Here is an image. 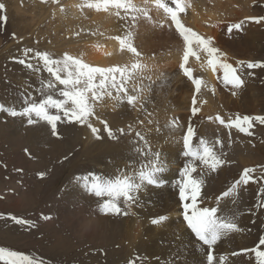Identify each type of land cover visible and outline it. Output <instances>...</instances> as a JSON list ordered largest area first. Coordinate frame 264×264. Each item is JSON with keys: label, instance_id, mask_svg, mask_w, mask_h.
Here are the masks:
<instances>
[{"label": "rangeland", "instance_id": "1", "mask_svg": "<svg viewBox=\"0 0 264 264\" xmlns=\"http://www.w3.org/2000/svg\"><path fill=\"white\" fill-rule=\"evenodd\" d=\"M91 1L87 0V2ZM165 2L174 7L171 0ZM0 3L6 6L4 14L7 16L6 23L0 22V108H12L19 112L32 101L39 103L47 95H51L50 92L55 99H63L59 96V91L64 86L55 81L45 70L43 62L36 53L47 52L53 59H62L67 53L81 59L73 48L72 41L98 30L93 25H87L92 22L90 11L86 15L87 21H82L83 24L86 23L83 25L77 23L78 19H72V15L69 14L70 8L66 6L67 0H0ZM57 3L62 4L61 8ZM85 3L86 0L83 4ZM233 3L236 5L235 11H231L233 15L229 14L226 20L223 19L219 23L221 26L219 44L214 41L215 44L212 46L223 53L221 60L237 69V75L244 81L241 88L226 85L223 82L222 69L215 81L216 90L213 87L209 88L205 84L203 71L196 69L188 60L185 66L192 70L193 78L203 81L201 90L196 92L194 84L180 68L183 60L149 64L140 56V62L147 67L134 73L135 80L128 81V94H136L132 88L133 84L137 85V91L150 86V90L144 93L146 98L142 99V108L139 104L133 108L127 104L126 99H112L117 92L111 88L108 91H111L112 97L105 94L94 102L90 99V103L94 104V115L89 117V122L99 129L101 139H96L86 124L68 123L62 112L59 113L61 121L57 122V137L52 134L51 126L46 121L39 120L34 115L32 119L36 122L29 125L27 117H13L7 111L0 110L2 124L0 128L5 129L0 132V247L21 252L36 261H42V264H129L130 261H134L135 264H181L176 249L199 243L198 238L191 233L186 224L182 229L177 225L183 221L181 217L183 210L178 208L175 213L180 212V216L176 214L173 215L175 218L167 217L169 220L162 224L154 225L151 221L166 215L161 213L162 206L175 203L181 205L178 185L182 177H179V170L191 159L182 156V136L189 123L196 132L193 145L198 146L199 139L203 138L225 160L215 172L209 171L203 176L205 183L201 198L198 200V207H218L219 216L239 212L237 224L244 230L222 238L218 251L221 252L224 248L230 249L227 263L234 264L236 255H231L233 252H239L249 244H251L250 248L259 245V239L264 238V207H261L264 194L259 191L264 187V178H261V169H264V124L254 120L250 129L252 134L247 135L235 128H226L216 120V117H222L227 123L229 118L235 119L237 115L264 116V68H247L248 62L264 63V22L257 24L248 19L264 17V0H248L239 4L238 1H233ZM58 9H61L62 14H58ZM131 15L126 16L124 22L120 21L122 29H127L129 24L127 19ZM164 18L165 23L174 27L166 15ZM179 18H182L181 22H188L183 20V13L179 14ZM234 23H241V28L229 31V27ZM26 49L32 51L26 54ZM190 59L194 61V58ZM20 60H24L25 63H19ZM241 61L244 62L243 65L239 63ZM132 62L134 58L131 54L126 61L121 60L99 67L130 66ZM28 64L32 67H27ZM49 81L55 84V88L46 87ZM12 95L16 97L15 100L12 99L14 98ZM119 95L123 97L124 93L121 92ZM194 97L196 105H200L199 112L195 116L191 112V108L196 106L192 104ZM206 98L207 111L202 112ZM49 112L57 114L55 109H49ZM173 120L179 124L178 128L173 126ZM9 121H13V127L20 130L23 128L19 126L36 127L40 123H45L48 133L62 142L63 151L57 156H51L52 154L47 156L49 161L46 160L44 164L41 158L45 157L44 149L39 141L38 144L33 143V147L28 142L14 145L10 139L12 129L8 126ZM101 121L108 123L116 139L107 136ZM68 125L80 131L78 141L76 140L72 145L67 143L59 128ZM129 127L132 129L131 132L128 131ZM119 128L125 129V133H119L117 131ZM25 131L23 134H26ZM136 132L145 136L148 141L147 146L136 136ZM217 140L220 141L219 144L216 143ZM171 147L173 149H170ZM137 148L141 151L137 152ZM149 149L161 153L166 162V170L159 174L165 183L159 187L147 186L142 189L137 194L139 204L127 208L121 203L120 231L125 234L122 236L124 240L117 237L116 243L107 240L111 246L101 245L102 240H94L95 237H90L89 225L79 218L87 214V209L79 210L76 203H68L69 209L75 211L64 212L67 203L62 194L68 193L73 183L82 181L78 180V177L89 173L115 178L121 172L125 174L138 172L148 163L149 158H144L143 153ZM63 153L65 154L62 156ZM13 155H21L28 164L35 163L33 164L35 167L32 168L34 170L41 168L42 164L46 165L40 171L45 173L44 177L41 179L40 176L37 177L36 174L26 170L27 167H24L25 164L21 159L16 162L14 159L16 157ZM195 164L197 172L193 173V176L198 178L203 166L198 160ZM245 168L256 169L251 173L255 182L239 185L235 193L227 197L223 196V193L239 179ZM30 191L33 193L29 196ZM105 199L107 197L94 195L90 206L98 207ZM85 203L89 204L88 201ZM134 205L138 206L136 212ZM141 209L143 212H140ZM124 211L128 214L124 215ZM102 214L104 213L99 211L96 216ZM106 216L116 222L117 215L106 214ZM9 217H17L27 223L17 224ZM127 232L132 236H126ZM133 236L135 239L136 237L141 239L140 241L136 239L135 246L129 241H133ZM138 247H141L144 253ZM160 248L167 249V251L162 250V257L155 252ZM261 250H264V246H261ZM130 252V256H127L126 254ZM0 264L4 262L0 261Z\"/></svg>", "mask_w": 264, "mask_h": 264}, {"label": "snow or ice", "instance_id": "2", "mask_svg": "<svg viewBox=\"0 0 264 264\" xmlns=\"http://www.w3.org/2000/svg\"><path fill=\"white\" fill-rule=\"evenodd\" d=\"M166 3L165 0H143L142 5H137L133 0H93V2H87L80 5V7L95 8L96 10L108 11L110 8L117 9L116 16H120L119 10H123L125 16L129 17L133 22L138 16L147 18L149 16L148 9L150 6H154L157 10H162L167 18L170 19L171 24L174 25L176 32L183 40V62L180 64V68L183 70V74L188 77L195 86L196 92L201 90L203 81L201 79H194L192 70L187 68V64L190 56H196L200 59L197 49L207 54V65L215 72L217 69L223 70V82L226 85H232L233 88H241L244 81L239 75H237V69L231 64L220 59L223 53L214 46H212V37L205 38L198 34L193 29L186 27L179 18V14L185 12V6L182 0H171ZM5 5L0 3V22L6 23L7 16L4 14ZM123 18V17H121ZM251 21L259 24L264 22V17H250ZM241 23H234L229 27V31L239 30ZM119 41L120 48L123 51L127 49L132 54L134 62L130 66H114V67H96L88 63H85L82 59L74 57L65 53L62 59H53L47 52H37L36 56L43 62L45 70L51 74L55 81H58L60 85H63V89L59 91V96L63 99H55L52 95H47L39 103L32 101L28 106L24 107L22 111H16L15 109L8 108L0 110L7 111V113L13 117L23 116L27 117L29 125L34 124L36 121L32 119L33 115L39 120L46 121L52 130V134L58 137L57 122L61 121V115L63 113L64 119L68 123H79L80 125H87L91 130L92 135L96 139H101L99 135V129L94 127L89 122V117L94 115V104L91 101H96L103 95L112 97L109 88L115 89L117 95L112 97L114 100L126 99L128 105L133 108L143 107L142 99L146 98L144 93L150 90V86L141 88L137 91V85L133 84L132 88L136 94H128V81L135 80L134 73L138 70L146 68L143 65L139 57L141 53L133 46L132 33L129 32L127 36L115 37ZM32 51L26 49L25 53ZM19 63L24 64V60H20ZM241 65L243 61L239 62ZM27 67L31 68L32 65L28 64ZM248 69L264 68V63L260 62H248ZM61 73L64 75L62 76ZM251 75V73H249ZM99 78V79H97ZM150 79V77H149ZM48 89L55 88V84L49 81L46 85ZM124 93L121 97L119 94ZM91 93V97H89ZM235 95V92H233ZM193 105H196V99L193 98ZM49 109H55L57 114H51ZM192 115L195 116L199 112V108L193 106L191 108ZM211 119V118H209ZM216 120L226 128H235L242 133L251 135L250 129L253 127V121H258L260 124H264V116H240L237 115L235 119L229 118L226 123L225 120L217 116ZM104 124V131L111 139H116L113 130L108 126L106 121H101ZM151 123V121H149ZM173 126L179 127V124L173 120ZM117 131L121 134L125 133V129L119 128ZM132 131L131 127L128 129ZM141 141L147 146L148 141L145 136L140 132L135 133ZM196 136L195 129L188 124L186 132L182 136L183 142V157H190L183 167L179 170V175L182 179L179 181V199L183 206V219L187 224L188 229L195 234L196 238L203 245L207 246L206 252V264H214L216 257L214 255V246L222 239L227 238L232 233H240L244 231L238 227L237 220L240 215L239 212H233L231 215L218 216V207H198V200L201 198L202 187L205 183L203 176L207 172H215L221 165L225 163L221 155H218L212 146L208 142L200 138L198 146L193 145L194 137ZM220 143L219 140L216 141ZM27 151V149L25 150ZM137 152L141 150L136 149ZM144 158H149L148 163L143 165L138 172L125 174L121 172L116 175L115 178H106L101 175H95L89 173L86 176L78 177V180L84 182V187L90 192L94 193L96 197H107L99 205L101 212L104 214L119 215L122 212L121 203L127 208H130L132 204H139L138 193L145 189L147 186H162L165 181L160 177V173L166 170V162L162 158V154L159 152H152L150 149L143 153ZM199 161L203 166L201 175L197 178L193 176V173L197 172V166L195 161ZM256 171L253 168H245L239 179L232 184L228 191L223 193V196L227 197L237 191L239 185H248L249 182H255L251 173ZM40 178H43L45 173H38ZM91 177V180H89ZM261 178H264V169H261ZM260 193L264 194V187L260 188ZM236 202V201H234ZM261 207H264V200L261 201ZM127 215V211L123 212ZM17 224H26L24 221L17 217H9ZM44 219H50V217H44ZM167 220L166 216H159L154 218L151 222L154 225L162 224ZM261 246H264V238L259 239V245L251 249H241L240 252H233L231 255L253 254L256 260V264H264V250H261ZM228 260L227 255H221L219 257L220 264H226ZM0 261L4 264H42V261H36L33 258L18 252L9 250L4 247H0ZM129 264H135L134 261H130Z\"/></svg>", "mask_w": 264, "mask_h": 264}, {"label": "bare ground", "instance_id": "3", "mask_svg": "<svg viewBox=\"0 0 264 264\" xmlns=\"http://www.w3.org/2000/svg\"><path fill=\"white\" fill-rule=\"evenodd\" d=\"M88 1H91V0H88ZM233 1H238V4H239V2H241V3L247 2L248 0H182L183 5L185 6V12L183 13V20H188V22L182 20L183 21L182 23L186 27L193 29L195 32L204 36L205 38L212 37L213 38L212 45L215 44L214 41H216V43H218V36L220 35L219 29L221 28L219 23L221 20L225 19L226 16H228L229 14H232V12L234 10V6H236L233 3ZM91 2H93V0ZM133 2L136 3L137 5H142L143 0H133ZM83 3H84V0H67L66 6L70 8L69 14L72 15V19H74V20L78 19V21H77L78 24L82 23L83 20L85 22L87 21L86 15L88 14V11H90V15L92 16V19H91L92 22H90L87 25H93L94 27H97V29H98V30H96L90 34H85L84 36H82L78 40L72 41L73 42V48L76 49V51H77L76 53L80 56V58L85 63H88L92 66L99 67V66H105V65L108 66L110 63L120 62L121 60L126 61L131 56V53H129L127 51V49H124L122 51L120 48L119 41L117 39H115V37L119 36V37L123 38V37L127 36V34L129 32L132 33L133 45L138 49V51L141 53V57L147 63L150 64V62L155 63L158 61L180 62L183 60L182 59L183 50H184L183 40L179 36V34L176 32L175 27L170 26L169 24L164 22V19H165L164 15L165 14L163 13L162 10H157V9H155L154 6H150L148 9L149 16L147 18H145L143 16H138V18L134 22L130 18H128L127 20L129 21V24H127L128 25L126 27L127 29L124 30V28L122 29L120 26L121 25L120 21L124 22V18L126 17L125 14L122 13V10H119L120 13H122V14L118 17L115 15V12L118 11L117 9L110 8L108 11H104L102 9L98 11L95 8L80 7V5H82ZM57 4L61 8L62 4L61 5H59L60 3H57ZM57 12H58V14H62L61 9H58ZM129 15H131V14H129ZM121 17H123V18H121ZM162 19H163V22H162ZM229 19H230V17H229ZM85 24L86 23H84L83 25H85ZM193 47L197 51L200 59H197L196 56H190L189 61L193 63V66L196 69H200L203 71L206 86H208L209 88L213 87V89L216 90L215 81H216V78L218 76L220 69H217L215 72H213L212 69L207 65V59H208L207 54L205 52L197 49L195 45H193ZM190 58H194V61L191 60ZM155 74H157V73H155ZM50 94L52 95L51 92H50ZM12 99L15 100L16 97H14ZM204 101L205 102L203 104L202 112H206L207 106H208V99L206 98ZM199 106L200 105H196L195 107H199ZM9 123H10V125H8V126L10 129H12L10 139L13 141L14 145L18 144V143L28 142L29 145L31 147H33L34 144L37 143V141H39L41 143V145L44 149L43 155L46 157V158L41 157L42 160H44L43 161L44 164H45V162H47L46 160H48L47 156H49L50 154H52L51 156H57V155H60V153L63 151L61 149V147H62L61 143L62 142L60 141V139L56 140V138H54L51 134L48 133L47 126L45 125V123H40L36 127H34V126H32V127L28 126L27 127L25 125H24L25 127L19 126V127L23 128V129H21L22 131L16 127H13L14 126V125H12L13 121H9ZM1 125L2 124L0 123V127H1ZM6 128H8V127H6ZM59 128L62 131V135H63L64 139H66V141H67V143H69V145L70 144L72 145L73 143H75L77 138L80 137L79 136L80 131H78L79 129L76 130L73 127H70L69 125L68 126H59ZM4 130L2 128H0V132H3ZM60 130H58V132H60ZM23 131H25L26 134H23ZM9 134L10 133H8V136H9ZM175 135L177 136V134H175ZM176 136H174V137H176ZM171 139H172V136H171ZM74 146H76V145H74ZM170 149H173V148L171 147ZM64 154L65 153H63L62 156ZM170 154H171V151H170ZM13 156H15V155H13ZM15 157L16 158H14V159L16 160V162L21 159V162L25 164L24 167H27L25 169L29 170L31 173L36 174V176L38 175V173H41L40 171L42 170V168H44V166H46V165L42 164L43 166L41 168L34 170L32 168L35 167V166H33V164H35V163L31 162L30 164H28V161L24 160L21 155H17ZM1 163H2V161H1ZM20 166L22 167V165H20ZM43 171H44V169H43ZM32 177H33V174H32ZM179 177L177 179H179ZM38 179L40 180V178H38ZM89 180H91V179H89ZM82 189H84L85 191ZM178 190H179V187H178ZM32 193L33 192L30 191L29 196L32 195ZM156 194H157V192H156ZM152 195H153V193H152ZM157 195H159V194H157ZM62 196L66 198L65 202L67 203V205L65 206L64 212L72 213L75 211L74 209H71V208L69 209V207H70L69 204H71V203H76L79 207V210H86L87 209L88 215L85 214V216L79 217V218L81 219V221H84L85 224L89 225V227H90L89 229H91V231H89L90 237L91 236L95 237L94 240H98V239L102 240V242H100L101 245L111 246L110 243L107 242V240H109L112 243H116L115 240L117 239V237H119L118 239L124 240V238L122 236H124L125 234H123V232L120 231L121 225H122L121 214L117 215V218L115 219L116 220L115 223L112 220H110L109 219L110 217L106 216V214H102L103 216L102 215L96 216L97 213H99V211H101L100 207L99 206L98 207L90 206V203L92 202V199L94 197V193H90L88 190H86V188L84 187L83 181H77V182L73 183L71 185V188L69 189V192L66 193L65 195L62 194ZM154 197H155V195H154ZM161 198H163V197H161ZM86 201H88L89 204H86L85 203ZM178 204L179 203H175L173 205L162 206L161 207V213L166 214L165 216L168 218H175L173 215L176 216V214H178L180 216V212H178V213H175V212L178 210V208H179V210H180V208L183 210V207L181 206L182 202H181V205H178ZM156 205H158V204H156ZM136 207H138V206L134 205L135 212H136ZM142 207H144V206H142ZM140 212H143V210L141 209ZM144 214L146 215L145 211H144ZM217 215L219 216L218 213H217ZM181 217L183 219V212L182 211H181ZM167 220H169V219H167ZM125 224H127V223H125ZM185 224H186V222L183 219V221H181L177 225L182 229L183 227H185ZM130 225H132V223ZM85 228H88V227H85ZM116 229H117V231H116ZM86 230H88V229H86ZM179 232H180V230H179ZM137 233H138V231H137ZM175 234H178V233H175ZM126 236H132V234L131 233L129 234L127 232ZM194 236H195V234H194ZM194 236H192V237H194ZM186 237H187V235H186ZM136 239L139 240V238H137V237H136ZM136 239L134 237L133 241L129 240L133 246L136 245V241H137ZM121 240L119 241L120 244H121ZM194 240H196V239H194ZM181 241H182V239H181ZM188 241H190V240H188ZM181 244H183V243H180V245ZM219 244H220V241L214 246V255L216 257L214 264H220L219 257L222 254L223 255H229V253H230V249H226V248H224L221 252H219L218 251ZM129 246L131 247V245H129ZM139 246H140V244H139ZM225 246H227V245H225ZM249 246H251V244H249ZM249 246H246V248L251 249ZM241 247H243V246H241ZM138 248L142 252L144 251L141 247H138ZM156 248H157V246H156ZM161 248L155 250V252L157 253V255H159V257H162V255H163L162 252L165 250V249L163 250ZM132 249H135V248H132ZM132 249H130V250H132ZM123 250H125V247ZM176 250H177V254L179 255L178 258H180L181 264L182 263L206 264L207 246L203 245L202 242L200 243V241H199V243H196L193 245L188 244V246H184V247L178 248ZM165 251H167V249ZM130 254H131V252L129 254H126V255L130 256ZM145 255H146V253H145ZM150 256L152 258V255H150ZM241 257H243V258H241ZM124 260H125V258H124ZM241 263H243V264H256V260H255V257L253 254L241 253L239 255H236L235 260H234V264H241ZM226 264H231V263L226 262Z\"/></svg>", "mask_w": 264, "mask_h": 264}]
</instances>
